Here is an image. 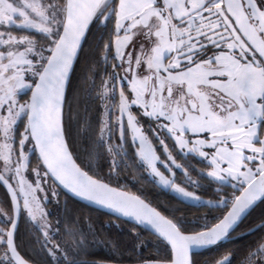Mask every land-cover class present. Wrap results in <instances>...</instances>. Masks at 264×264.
Listing matches in <instances>:
<instances>
[{"label": "snow or ice", "instance_id": "6c2138e0", "mask_svg": "<svg viewBox=\"0 0 264 264\" xmlns=\"http://www.w3.org/2000/svg\"><path fill=\"white\" fill-rule=\"evenodd\" d=\"M0 187V264H264V0H0Z\"/></svg>", "mask_w": 264, "mask_h": 264}, {"label": "trees", "instance_id": "16d2710c", "mask_svg": "<svg viewBox=\"0 0 264 264\" xmlns=\"http://www.w3.org/2000/svg\"><path fill=\"white\" fill-rule=\"evenodd\" d=\"M132 191L138 192L136 190H132ZM138 193H140V192H138ZM3 194H4V189L2 187H0V198L3 197ZM79 204H81V203H79ZM81 205L84 206V209L81 208L79 210V215H81L82 217H90L91 218V222H92L95 230L100 233V239H102L105 242L103 245H98L93 250L97 254V258L107 256L110 254L109 248H108V241H110V240H113V239L119 240L120 243L124 246H127L130 243V241L127 238V232H128V228L130 227V225L125 227L124 225H121L119 223V221H116V219L114 217H112L106 213L97 211L95 209L89 208L83 204H81ZM187 211H188V209H186V212ZM197 214L198 215L196 216V218L200 215H203V214H199V213H197ZM28 239L30 240L31 237L29 236ZM146 239L151 240L152 237L149 235L146 237ZM241 241H244V240H241ZM237 243H238V240L232 241V242H226L224 248L220 249V252L225 251L226 248L237 249L238 248ZM206 252H208V251L207 250L203 251L200 254L203 255ZM145 254L146 255L151 254V250H149ZM211 254L212 253H210V255ZM217 254H219V253H217Z\"/></svg>", "mask_w": 264, "mask_h": 264}, {"label": "flooded vegetation", "instance_id": "af4514ba", "mask_svg": "<svg viewBox=\"0 0 264 264\" xmlns=\"http://www.w3.org/2000/svg\"><path fill=\"white\" fill-rule=\"evenodd\" d=\"M179 175V173H178ZM131 190H136L138 192H142L147 199L151 200L157 206L168 205L170 207H177V208H186L188 211L186 212L187 218L189 220H195L196 216L199 214H204L202 211H196L195 209L191 208L190 205L181 204L178 199L176 198L175 194L170 192L167 189H164L159 184H154L149 177H137V182H135V186L131 188ZM209 197H205L208 199ZM84 209V206L82 207ZM86 227V225H84ZM247 241L238 240L237 247H243ZM203 255H210L209 252L204 253Z\"/></svg>", "mask_w": 264, "mask_h": 264}, {"label": "water", "instance_id": "95a60500", "mask_svg": "<svg viewBox=\"0 0 264 264\" xmlns=\"http://www.w3.org/2000/svg\"><path fill=\"white\" fill-rule=\"evenodd\" d=\"M78 202L81 203V204H83V205H85V206H87V207H89V208H92V209H95L97 211L106 213V214H108V215H110V216H112V217L115 218V216L113 214H111L107 209H101V208H97L96 206L87 205V203L86 202H83V201H78ZM203 251H206V250H202L201 252H203Z\"/></svg>", "mask_w": 264, "mask_h": 264}]
</instances>
